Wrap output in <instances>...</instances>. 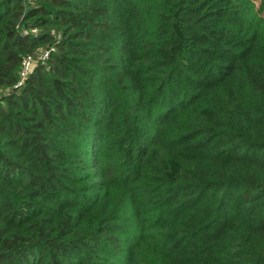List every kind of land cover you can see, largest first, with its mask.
<instances>
[{
  "label": "trees",
  "instance_id": "trees-1",
  "mask_svg": "<svg viewBox=\"0 0 264 264\" xmlns=\"http://www.w3.org/2000/svg\"><path fill=\"white\" fill-rule=\"evenodd\" d=\"M0 264H264V0H0Z\"/></svg>",
  "mask_w": 264,
  "mask_h": 264
},
{
  "label": "built area",
  "instance_id": "built-area-1",
  "mask_svg": "<svg viewBox=\"0 0 264 264\" xmlns=\"http://www.w3.org/2000/svg\"><path fill=\"white\" fill-rule=\"evenodd\" d=\"M28 32H37V29H31L30 31H25V33ZM52 51H55L54 47H51L50 49H47L40 57V60L46 61L47 58H49ZM36 63L32 57V55H27L23 61H22V68L20 70V81L15 85V88H19L23 85L24 81L28 78V76L31 74L32 69L35 67Z\"/></svg>",
  "mask_w": 264,
  "mask_h": 264
},
{
  "label": "rangeland",
  "instance_id": "rangeland-1",
  "mask_svg": "<svg viewBox=\"0 0 264 264\" xmlns=\"http://www.w3.org/2000/svg\"><path fill=\"white\" fill-rule=\"evenodd\" d=\"M259 1H260V0H255V2H256L257 4L259 3ZM35 63H36V62H35ZM35 67H36V65H35ZM35 67L32 69V72H31V74L34 72V70H35ZM19 81H20V80H19ZM19 81H18V82H19ZM18 82H17V83H18ZM24 82H25V81H24ZM17 83H16V84H17ZM16 84H15V85H16ZM14 87H15V86H14Z\"/></svg>",
  "mask_w": 264,
  "mask_h": 264
}]
</instances>
